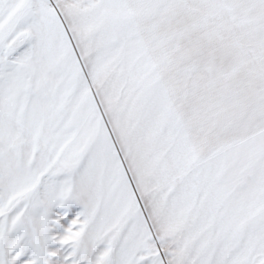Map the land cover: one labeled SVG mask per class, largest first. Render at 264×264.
I'll return each mask as SVG.
<instances>
[{
  "label": "snow or ice",
  "instance_id": "6c2138e0",
  "mask_svg": "<svg viewBox=\"0 0 264 264\" xmlns=\"http://www.w3.org/2000/svg\"><path fill=\"white\" fill-rule=\"evenodd\" d=\"M0 264H264V0H0Z\"/></svg>",
  "mask_w": 264,
  "mask_h": 264
}]
</instances>
